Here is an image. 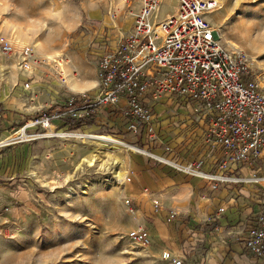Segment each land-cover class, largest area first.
<instances>
[{
  "label": "rangeland",
  "instance_id": "1",
  "mask_svg": "<svg viewBox=\"0 0 264 264\" xmlns=\"http://www.w3.org/2000/svg\"><path fill=\"white\" fill-rule=\"evenodd\" d=\"M124 1L0 0V211L8 209L22 226L17 238L0 236V264H170L161 259L164 247L150 241L137 246L128 238L141 225L139 215H130L122 204L128 178L121 185L107 170H77L76 163L94 145L65 135H110L131 145L122 137L129 134L125 121L118 130L121 125L96 112L93 124L75 127L68 118L51 119L47 129L29 126L20 132L52 106L79 98L68 88V78L79 85V93L93 95L101 48L114 46L132 30L125 33L117 25L129 16ZM163 1L158 18L173 12L171 0ZM219 1L223 9L209 19L220 30V44L244 53L250 78L264 88V0ZM28 52L41 64L25 70L22 59ZM59 76L65 77L64 85ZM154 123L159 125L158 119ZM131 153L118 155L127 171Z\"/></svg>",
  "mask_w": 264,
  "mask_h": 264
},
{
  "label": "built area",
  "instance_id": "2",
  "mask_svg": "<svg viewBox=\"0 0 264 264\" xmlns=\"http://www.w3.org/2000/svg\"><path fill=\"white\" fill-rule=\"evenodd\" d=\"M162 1L125 0L128 14L134 16L132 30L120 35L114 46L103 49L93 95L76 94L79 98L68 99V111L51 110L28 121L20 131L29 126L47 129L51 119L68 118L69 125L88 113L118 110L135 143L138 138L155 143L159 138L153 125L154 104L161 98L174 99L206 122L207 140L222 149L224 158L213 173L202 172L197 163L180 166L168 159L164 163L206 181L211 191L245 184L264 189V171L260 172L259 164L264 160V88L250 78L244 53L220 44V30L209 19L219 9V1L171 0L173 12L159 19ZM23 56L25 70L41 64L30 52ZM59 77L63 84L64 77ZM130 146L143 151L138 145ZM244 166L250 168L249 176L234 175ZM122 204L130 215L136 213L127 196ZM223 211L220 207L216 213ZM176 215L172 212L171 218ZM244 220L243 246L253 257L263 258L264 211ZM21 232L22 226L9 210L0 211V236L14 239ZM128 238L137 246L150 241L141 225L134 227ZM161 259L181 264L168 251L161 253Z\"/></svg>",
  "mask_w": 264,
  "mask_h": 264
},
{
  "label": "crops",
  "instance_id": "3",
  "mask_svg": "<svg viewBox=\"0 0 264 264\" xmlns=\"http://www.w3.org/2000/svg\"><path fill=\"white\" fill-rule=\"evenodd\" d=\"M167 15L169 13L159 19ZM132 21V15L122 16L117 25L126 33L131 30ZM127 25L129 28L125 31ZM80 41L82 47L86 45L85 40ZM94 80L93 85H96ZM94 114L93 120L102 115L103 120L111 119L115 127L121 125L118 130L124 127L118 110H100ZM155 118L159 125H154V130L162 136L160 139L157 135L159 141L147 144L137 140L135 143L131 134L122 135L124 141L140 143L139 147L143 148L129 154L125 160L129 176L124 192L131 199L139 215L138 223L146 228L151 244L164 247V251L181 264H264V257H253L243 246L244 219L264 211V189L245 184L211 191L206 181L156 161L153 156L180 166L197 163L202 172L213 173L224 154L219 146L207 140L206 122L192 115L189 107L178 100L164 98L156 102L153 124ZM263 163L264 160L259 163L260 172L264 171ZM250 174V168L245 166L234 172L241 177ZM178 193L182 196L177 197ZM220 207L224 211L217 214ZM172 212L177 214L173 218ZM177 249L184 255L176 253Z\"/></svg>",
  "mask_w": 264,
  "mask_h": 264
},
{
  "label": "bare ground",
  "instance_id": "4",
  "mask_svg": "<svg viewBox=\"0 0 264 264\" xmlns=\"http://www.w3.org/2000/svg\"><path fill=\"white\" fill-rule=\"evenodd\" d=\"M219 9H223V1L222 3L220 2ZM226 19L227 18H223V22H225ZM226 43L234 49L235 45L232 42ZM65 83L66 81L64 77L63 84ZM68 88L73 91H78V93L79 90H81L79 85L75 83V81L71 78H68ZM65 135H68V137L73 136L75 139L78 140H85V142H87L86 145H88V143L94 145L93 151L83 153L80 160L76 163L77 170L83 172L86 167H94L102 171L107 170V172H109L121 185L125 183L128 176V171L125 169V166H123L124 158L122 156L119 157L118 155H121L122 152H126L128 150H130L131 152L142 151L134 146H130L128 144L123 143L122 141H118V139L113 138L110 135H94L91 133L83 134L79 133L78 131L68 132V134ZM159 159L160 161L164 162V159ZM70 191H72V189H70Z\"/></svg>",
  "mask_w": 264,
  "mask_h": 264
},
{
  "label": "trees",
  "instance_id": "5",
  "mask_svg": "<svg viewBox=\"0 0 264 264\" xmlns=\"http://www.w3.org/2000/svg\"><path fill=\"white\" fill-rule=\"evenodd\" d=\"M50 110H60V111H68V106H53L50 108ZM95 114L92 113H88L87 117H81L79 119H73L71 121L72 125H74L75 127H79L81 125L84 124H93V119H94Z\"/></svg>",
  "mask_w": 264,
  "mask_h": 264
}]
</instances>
